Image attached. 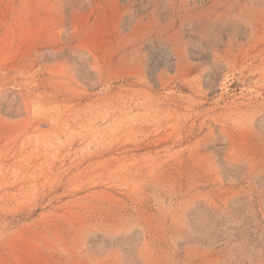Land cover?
Returning a JSON list of instances; mask_svg holds the SVG:
<instances>
[{"label":"rangeland","instance_id":"obj_1","mask_svg":"<svg viewBox=\"0 0 264 264\" xmlns=\"http://www.w3.org/2000/svg\"><path fill=\"white\" fill-rule=\"evenodd\" d=\"M0 264H264V0H0Z\"/></svg>","mask_w":264,"mask_h":264}]
</instances>
